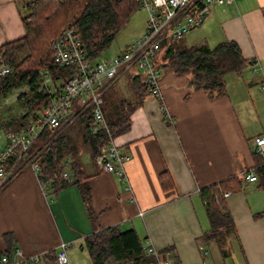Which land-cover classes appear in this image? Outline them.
Wrapping results in <instances>:
<instances>
[{"label": "crops", "instance_id": "obj_1", "mask_svg": "<svg viewBox=\"0 0 264 264\" xmlns=\"http://www.w3.org/2000/svg\"><path fill=\"white\" fill-rule=\"evenodd\" d=\"M19 3L0 0V44L23 34ZM196 29V41H182L184 45L214 46L231 39L243 58L256 65L250 63L239 74L225 73V87L218 95L191 90L187 75L162 68L161 99L147 94L132 110L128 129L114 137L127 154L126 180L103 171L81 137L78 146L73 143L87 176L80 183L69 182L45 196L33 171L24 167L0 189V251L19 248L31 255L54 251L59 241H67L68 254L77 259L84 256L85 235L114 225L134 229L143 246L176 264H264V215L253 217L264 209L257 181L242 178L241 187L224 196L234 227L225 255L214 241L203 238L209 222L198 194L206 184L241 176L258 158L253 138L264 136V0L214 6L202 24L188 32ZM128 71L138 73H121L104 92L105 112L121 98L132 100ZM122 77L125 83L118 84ZM162 172L171 178V187L162 186Z\"/></svg>", "mask_w": 264, "mask_h": 264}, {"label": "trees", "instance_id": "obj_2", "mask_svg": "<svg viewBox=\"0 0 264 264\" xmlns=\"http://www.w3.org/2000/svg\"><path fill=\"white\" fill-rule=\"evenodd\" d=\"M18 2V0H17ZM20 20L23 34L0 44V59L9 66L8 73L0 75V97L20 85L27 86V93L18 98H28V110L10 120L7 129L17 130L25 127L35 116L38 108L56 97L71 72L70 66H58L54 61L51 40L59 33L62 26L71 23L76 28L85 55L91 59L99 58L101 52L111 43L119 29L127 22L131 13L138 8L136 0H19ZM154 62L168 67L174 73L188 76L191 90L202 89L211 95L223 93L224 75L227 72L239 74L251 61L243 58L238 44L231 39L208 46L201 44L184 45L182 36L166 38L160 42ZM40 70H47L50 82L41 85ZM129 88L132 100L121 98L105 112L109 130L116 136L127 130L130 114L148 94L146 80L139 73L130 76ZM79 133L90 149L92 158L98 154L106 143L105 132L101 129L91 132L92 115L86 108L77 117ZM49 136L43 130L31 145V149L42 142L44 146L38 164L41 174L50 178L53 191L69 182L62 177L64 170H69L72 183H80L86 178L81 169L79 157L73 143L65 130ZM69 161L66 167L65 160ZM258 158H256V161ZM257 187L264 192V169L257 168ZM242 176L231 174L219 181L206 184L198 189L209 228L203 238L214 241L225 255V244L229 233L234 231L231 214L224 206L223 192H234L242 185ZM163 187H171L172 181L166 172L160 174ZM82 194L87 200V187L83 186ZM89 216L93 219L91 210ZM264 215V209L253 213V217ZM82 245L88 253L91 264H150L154 262L153 254L147 251L134 229L119 230L110 225L97 228L85 235ZM7 248L2 253H10ZM54 256L48 251L38 264H52Z\"/></svg>", "mask_w": 264, "mask_h": 264}, {"label": "built area", "instance_id": "obj_3", "mask_svg": "<svg viewBox=\"0 0 264 264\" xmlns=\"http://www.w3.org/2000/svg\"><path fill=\"white\" fill-rule=\"evenodd\" d=\"M138 7L147 12L145 29L136 39L128 43L118 54L111 57L91 59L83 51L76 28L67 23L51 40V50L54 61L58 66H70L71 74L56 97L44 106L38 108L28 124L17 130H6V142L0 148V189L24 167H29L37 180L41 192L47 196L52 189L51 179L42 176L38 164L41 156L42 143L31 149V145L38 135L45 129L49 136L67 129L77 120L79 114L86 108L92 115L91 132L101 129L105 132L106 143L95 156L97 165L106 172H113L126 180L124 162L127 154L121 150L109 130L103 111V94L112 82L123 72L136 69L146 80L148 94L161 99L160 78L162 67L154 61L160 42L166 38H177L186 32L200 26L209 16L212 8L217 5L232 4L235 0H136ZM252 66L256 62L251 63ZM9 66L0 59V75L8 73ZM41 85L50 82L47 70H40ZM262 89L264 87H261ZM253 154L258 161L247 167L241 176L244 180L255 181L257 168L264 169V136L256 135L253 138ZM66 167L69 161L65 160ZM66 169L62 177L68 182L72 181ZM228 192L224 191L223 196ZM69 242L59 241L54 249V262L52 264H70L67 250ZM147 251L154 256L150 264H176L171 258H160L158 252L152 247ZM48 251L23 254L19 248L11 252L0 254V264H38ZM103 264H107L104 262ZM126 264V263H116ZM209 264V263H200ZM214 264V263H210Z\"/></svg>", "mask_w": 264, "mask_h": 264}, {"label": "rangeland", "instance_id": "obj_4", "mask_svg": "<svg viewBox=\"0 0 264 264\" xmlns=\"http://www.w3.org/2000/svg\"><path fill=\"white\" fill-rule=\"evenodd\" d=\"M132 15L129 16L127 22L119 29L118 33H116L114 39L111 41V43L103 50L99 56V58L104 57H111L116 54L117 47L121 46V43L124 42V40H128L126 44L130 43L132 40L138 38L145 29V20L147 19V12L144 8L138 7L135 9L132 13ZM144 24V25H143ZM143 26L142 30H140V27ZM197 33V29L193 30L191 32H187L185 35L182 36L183 42H191L192 40L196 39L193 37ZM190 38V41H189ZM123 43L122 45H124ZM191 44V43H187ZM192 44H195L192 42ZM136 70V69H131ZM133 71H128L129 74H132ZM120 83H125L124 77L120 79ZM120 91H116V94L119 95ZM21 93H27V86L26 85H20L16 88L11 89L5 96L0 97V148H3L6 142L5 131L8 130L7 126L10 122V120L22 115L28 110L29 102L28 98L20 99L18 96ZM78 122L75 120L72 122L65 131L66 135L68 136L69 140L76 144L78 146L80 144V134L79 128L77 129ZM78 144V145H77ZM68 259L72 264H86L87 259H90L88 257V253L86 250H84V256L80 255L77 259L72 258L70 254H68Z\"/></svg>", "mask_w": 264, "mask_h": 264}]
</instances>
